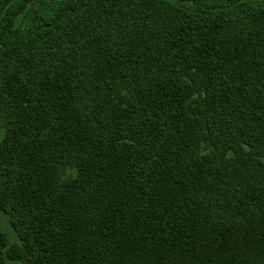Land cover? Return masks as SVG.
Segmentation results:
<instances>
[{"label":"trees","instance_id":"16d2710c","mask_svg":"<svg viewBox=\"0 0 264 264\" xmlns=\"http://www.w3.org/2000/svg\"><path fill=\"white\" fill-rule=\"evenodd\" d=\"M0 264H264V0H0Z\"/></svg>","mask_w":264,"mask_h":264}]
</instances>
